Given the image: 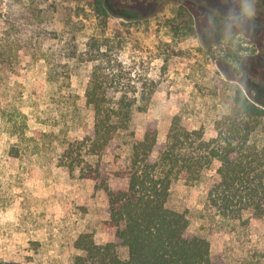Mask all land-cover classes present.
I'll return each mask as SVG.
<instances>
[{
	"label": "rangeland",
	"instance_id": "374dc122",
	"mask_svg": "<svg viewBox=\"0 0 264 264\" xmlns=\"http://www.w3.org/2000/svg\"><path fill=\"white\" fill-rule=\"evenodd\" d=\"M106 5L104 21L91 0H0V261L71 264L80 234L112 241L104 189L127 188L132 146L148 123L157 128V150L175 116L215 137L238 88L264 104V0ZM104 31L116 46L113 86L156 91L102 152L75 156L70 169L62 157L67 144L93 129L85 97L92 64L82 49ZM218 166L194 181L180 176L166 206L186 215L189 233L209 243L217 264H264V217L224 220L205 207Z\"/></svg>",
	"mask_w": 264,
	"mask_h": 264
},
{
	"label": "trees",
	"instance_id": "16d2710c",
	"mask_svg": "<svg viewBox=\"0 0 264 264\" xmlns=\"http://www.w3.org/2000/svg\"><path fill=\"white\" fill-rule=\"evenodd\" d=\"M91 2L95 15L106 21L110 16L106 0ZM190 22L192 27V17ZM114 43L104 31L90 37L82 49L81 55L92 64L85 97L93 112V129L82 140L67 144L62 157L70 169L83 152H102L134 110L147 108L156 91L113 86L108 70ZM258 131H264V104L241 88L235 91L230 116L216 122L213 138L185 128L175 116L165 143L156 150L157 128L148 123L143 140L132 146L125 170L127 188L104 189L113 240L98 244L92 234H80L74 242L79 253L71 264H217L211 260L209 243L189 233L186 215L166 206L170 188L182 175L197 180L217 161L206 209L231 221L264 217V136H256Z\"/></svg>",
	"mask_w": 264,
	"mask_h": 264
},
{
	"label": "flooded vegetation",
	"instance_id": "af4514ba",
	"mask_svg": "<svg viewBox=\"0 0 264 264\" xmlns=\"http://www.w3.org/2000/svg\"><path fill=\"white\" fill-rule=\"evenodd\" d=\"M232 18H227V20H231Z\"/></svg>",
	"mask_w": 264,
	"mask_h": 264
}]
</instances>
